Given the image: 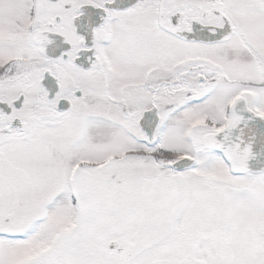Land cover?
<instances>
[{"label":"snow or ice","instance_id":"obj_1","mask_svg":"<svg viewBox=\"0 0 264 264\" xmlns=\"http://www.w3.org/2000/svg\"><path fill=\"white\" fill-rule=\"evenodd\" d=\"M0 264H264V0H0Z\"/></svg>","mask_w":264,"mask_h":264}]
</instances>
